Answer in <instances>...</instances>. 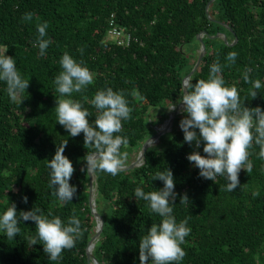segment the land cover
<instances>
[{"label":"trees","instance_id":"trees-1","mask_svg":"<svg viewBox=\"0 0 264 264\" xmlns=\"http://www.w3.org/2000/svg\"><path fill=\"white\" fill-rule=\"evenodd\" d=\"M212 1L0 0V46L9 47L6 54L14 56L17 68L30 78L22 104L10 101L3 90L6 85L0 83V211L14 204L17 212L35 206L65 221L75 214L82 236L62 252L59 264H89L87 249L98 226L89 203L90 176L81 170L86 167L85 156L95 149L84 145L83 133L69 136L55 118L58 94L53 80L61 71L60 58L68 53L93 74V85L72 97L89 110L90 124L97 113L90 103L96 91L111 87L124 92L131 119L115 135L128 137L129 143L120 149L127 153L128 167L137 161L144 142L169 119L168 112L153 116L151 109L181 103L184 80L199 58L201 34L207 51L190 82L207 80L217 59L224 65L227 54L236 52L235 63L222 71L225 86L238 89L242 105L264 110V87L252 98L251 84L242 79L250 68L251 79L264 85V0H216L207 13ZM25 13H32L33 19L23 20ZM112 20L131 34L128 46H120L110 35ZM44 21L49 25L46 38L52 43L40 57L33 43L36 25ZM219 34L227 36L228 44L216 38ZM184 115L177 117L173 131L161 137L157 147L148 150L142 167L116 176L95 175L96 209L105 222L93 251L99 264H140L139 240L161 218L150 212L146 201L136 200L134 190L162 188L161 181H152V174L166 167L173 173L177 193L173 215L178 222L188 217L191 228L182 245L186 252L182 264H264V160L258 157L259 147L253 144L249 150L252 172L241 169L240 185L229 193L223 177L215 183L204 179L188 161L193 151L205 154L203 144L197 149L184 142L179 126ZM66 139L64 155L75 169L70 184L76 186L77 195L61 207L48 188L46 165ZM184 195L190 201L187 205L180 204ZM19 226L21 232L14 240L0 235V264H57L49 261L42 245H27L35 223Z\"/></svg>","mask_w":264,"mask_h":264},{"label":"clouds","instance_id":"clouds-1","mask_svg":"<svg viewBox=\"0 0 264 264\" xmlns=\"http://www.w3.org/2000/svg\"><path fill=\"white\" fill-rule=\"evenodd\" d=\"M25 21L33 19L32 13H25ZM48 22L37 23V38L33 47H37L38 55L43 57L52 43L46 38ZM8 46H0V83L6 85L3 89L10 101L22 102L26 99L29 79L17 68L14 56H9ZM238 53L227 54L228 63L222 65L217 59L211 66L207 80L201 79L195 83L189 82L180 97L183 104L184 118L179 126L184 134V142L195 145L197 149L203 144V153L193 151L187 159L199 169V176L214 183L217 177H223L227 182L225 191L232 193L240 185L241 169L251 173L253 164L249 160L253 144L259 147L258 157L264 160V110L257 106L249 108L242 105L238 89L225 86L222 76L224 67L234 64ZM61 71L53 80L56 98L55 118L71 137L83 133L84 145L92 146L95 151L87 153L82 171L91 177L98 173L112 176L118 175L125 167L127 153L120 149L129 143L125 135H115L123 130V122L131 119L132 109L123 91H114L111 87L96 91L91 99V105L97 110L93 123H89L91 115L80 101L73 99V94L86 91L93 85L92 72L82 63L77 62L68 53L59 60ZM251 69L242 74V79L251 84L250 96L255 98L258 90L264 87L260 79L252 80ZM138 99H143L134 93ZM167 109L174 111L176 104L171 103ZM198 130V131H197ZM67 139L56 148L46 167L49 169L48 188L57 198L59 205L72 202L77 195V188L70 184L75 171L71 160L64 155ZM151 149L154 141L148 138L143 145ZM159 180L163 187L145 192L142 187H136V200L146 201L151 213L159 216L160 222L148 228L147 234L138 243L140 264H182L186 255L182 245L189 236L191 228L188 217L179 222L173 215L174 201L177 193L175 181L170 168L166 167L152 174V181ZM253 196L258 193H252ZM27 203V197L23 198ZM187 195L180 198V204L189 203ZM25 221L35 223V234L26 237L29 247L40 244L49 261L62 260V252L71 249L82 236V225L75 214L62 220L51 212L44 214L41 208L33 207L28 211L17 212L16 206L10 204L0 211V235L14 240L20 234V224Z\"/></svg>","mask_w":264,"mask_h":264},{"label":"water","instance_id":"water-1","mask_svg":"<svg viewBox=\"0 0 264 264\" xmlns=\"http://www.w3.org/2000/svg\"><path fill=\"white\" fill-rule=\"evenodd\" d=\"M215 1L216 0H213L212 2L209 3V5L207 7V13H209L211 5ZM204 36H205V34H201V35L198 36V40H199V42L201 44V48H200V51H199V58H198V61H197L196 65H195L193 71L185 78V80H184V88L190 82V80L195 75L197 70L200 68V66H201V64L203 62V59H204V57L206 55L207 48H206V44L204 42ZM216 38L222 39L228 44V39H227L226 35L219 34V35L216 36ZM236 43H237V41L234 44H232V45H235ZM178 106H179V108H180V106L183 107V104L180 103ZM182 114H183V112L177 111L173 117H171L169 120H167L164 123V125L158 130L157 134L155 136H153L152 138H150V140L154 141V144H155V143L159 142L161 137H163L164 135H166L168 133H171L173 131L174 124H175V121H176L177 117L182 115ZM167 122L169 124L166 126ZM148 150H149V148L147 146H145L144 151L142 149L137 161L134 162L133 164H131L128 167L125 166L122 171H131V170H134L136 168L142 167L144 165V163H145L146 154H147ZM95 181H96V176H93V177L90 176V185H89L90 199H89V203H90V209H91L93 215L96 218L98 226H97V233L92 238V240H91V242H90V244L88 246V249H87V256H88L89 264H99L98 260L93 256V251L91 250V246H92V244L94 242H98L100 240V237H101L103 229H104V224H105L104 218L98 213V211L96 209V203H94L93 193H94V190H95Z\"/></svg>","mask_w":264,"mask_h":264},{"label":"built area","instance_id":"built-area-1","mask_svg":"<svg viewBox=\"0 0 264 264\" xmlns=\"http://www.w3.org/2000/svg\"><path fill=\"white\" fill-rule=\"evenodd\" d=\"M110 25L111 30L109 33L118 39L117 41L120 46H128L132 42L133 38L131 34H128L125 29L118 28L114 20L111 21Z\"/></svg>","mask_w":264,"mask_h":264},{"label":"rangeland","instance_id":"rangeland-1","mask_svg":"<svg viewBox=\"0 0 264 264\" xmlns=\"http://www.w3.org/2000/svg\"><path fill=\"white\" fill-rule=\"evenodd\" d=\"M196 54H198L199 55V50H198V52H196ZM167 112H168V114H169V110L165 107V106H163V107H159V108H157V109H151V114L154 116V115H158L159 117H163V116H167ZM158 129V128H157ZM168 139L166 138L164 141H167ZM165 144V143H164ZM164 144H162L159 148L161 149L163 146H164ZM156 147L158 146V144H156L155 145Z\"/></svg>","mask_w":264,"mask_h":264},{"label":"bare ground","instance_id":"bare-ground-1","mask_svg":"<svg viewBox=\"0 0 264 264\" xmlns=\"http://www.w3.org/2000/svg\"><path fill=\"white\" fill-rule=\"evenodd\" d=\"M182 109H183V107L180 106V108H179V106H176V109H175L174 111H169V119H170L171 117H173L177 111H181V112H182ZM169 119H168V120H169ZM154 130H155V129H154ZM156 144H157V143H155V145H156ZM95 182H96V181H95ZM93 198H94V203H96V199H97V189H96V188H95L94 193H93ZM96 244H97V242H94V243L92 244V246H91V250H92V251H94Z\"/></svg>","mask_w":264,"mask_h":264}]
</instances>
